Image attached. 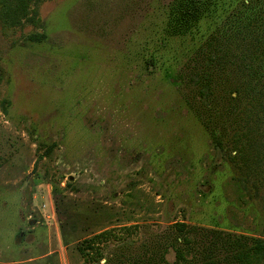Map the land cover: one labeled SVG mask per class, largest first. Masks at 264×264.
<instances>
[{
    "label": "rangeland",
    "instance_id": "obj_1",
    "mask_svg": "<svg viewBox=\"0 0 264 264\" xmlns=\"http://www.w3.org/2000/svg\"><path fill=\"white\" fill-rule=\"evenodd\" d=\"M172 1L40 0L38 23L0 25V264H103L75 244L104 230L108 257L203 264L213 253L226 264V236H264V163L240 169L215 149L162 69L183 68L228 0L185 36L168 32ZM38 29L42 42L26 40ZM181 221L191 252L175 263Z\"/></svg>",
    "mask_w": 264,
    "mask_h": 264
},
{
    "label": "trees",
    "instance_id": "obj_2",
    "mask_svg": "<svg viewBox=\"0 0 264 264\" xmlns=\"http://www.w3.org/2000/svg\"><path fill=\"white\" fill-rule=\"evenodd\" d=\"M39 2L0 0L1 28L17 27L23 21L38 23L35 15ZM226 4L229 6L222 8L226 13L215 29H211L204 40L189 49L183 68L177 73L170 66L162 69L166 78L186 90L184 100L190 113L198 120L204 116L201 121L210 132L214 148L223 152L229 150V155L233 153L240 169L247 167L250 170V163L258 166L264 163V137L259 138L257 135L261 129L264 131V127L260 126V123L264 125V0H228ZM217 5L218 1L215 0H173L168 12V32L176 36L187 35ZM40 29L28 34L26 40L42 42L46 33ZM237 55L243 58L246 72L231 59ZM149 64L154 66L152 60ZM252 69L254 73H251ZM195 99L213 107L214 114L209 115V112L199 108L193 111ZM261 170L264 171L263 168ZM173 225L179 235L173 238L170 246L176 253L175 263H180L191 252L190 231L193 227L182 221ZM109 232L104 230L76 242L75 248L85 261L94 262L105 258L103 264H120L123 260L129 264H139L147 259V256H132L124 251H120L118 256L116 252L105 256L100 240L104 241L102 239L107 238ZM218 238L221 239L218 235L215 240ZM63 240L68 242L64 236ZM225 242L229 245L230 253H234L231 262L228 258L226 264H264V236L231 234L230 238L225 237ZM178 243L187 250L177 246ZM167 250L168 247L164 249L165 252ZM160 261H166L163 254ZM164 264L170 263L166 261ZM203 264H221V261L212 253Z\"/></svg>",
    "mask_w": 264,
    "mask_h": 264
}]
</instances>
